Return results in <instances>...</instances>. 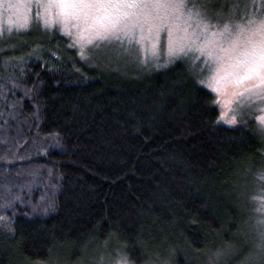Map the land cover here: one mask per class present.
<instances>
[{
	"label": "trees",
	"instance_id": "16d2710c",
	"mask_svg": "<svg viewBox=\"0 0 264 264\" xmlns=\"http://www.w3.org/2000/svg\"><path fill=\"white\" fill-rule=\"evenodd\" d=\"M192 1L234 23L264 0ZM70 44L37 23L0 39V264H264L263 129L220 123L185 56Z\"/></svg>",
	"mask_w": 264,
	"mask_h": 264
},
{
	"label": "snow or ice",
	"instance_id": "6c2138e0",
	"mask_svg": "<svg viewBox=\"0 0 264 264\" xmlns=\"http://www.w3.org/2000/svg\"><path fill=\"white\" fill-rule=\"evenodd\" d=\"M28 11L35 3L45 13L57 9L58 17L67 19L92 20L96 24L95 38L104 41L111 38L123 45L139 44L141 47L151 41L152 50L162 45L163 32L167 30V44L170 56L179 58L198 50L211 57L217 64L216 73H223L230 82L243 88L239 95L257 92L264 96V20H248L247 24L236 25L234 38L229 47L220 48L219 52L203 47L194 49L198 43L192 39V21L200 23L202 12L197 6L187 11V0H19ZM187 18L185 19V12ZM39 18L40 13H36ZM183 28H180V23ZM47 23V21H46ZM209 25L204 24V31ZM181 30L184 36L175 39L174 31ZM231 24H224L220 35L232 34ZM139 34V35H138ZM215 35V33L213 34ZM92 41L89 40V43ZM70 44L69 47H74ZM202 57H197L200 59ZM264 259V252H262Z\"/></svg>",
	"mask_w": 264,
	"mask_h": 264
},
{
	"label": "rangeland",
	"instance_id": "374dc122",
	"mask_svg": "<svg viewBox=\"0 0 264 264\" xmlns=\"http://www.w3.org/2000/svg\"><path fill=\"white\" fill-rule=\"evenodd\" d=\"M261 4L263 7L260 8V16H254L250 18L251 20H264V1ZM187 5V11H193L194 5L199 8L192 0H187ZM27 7L25 4L20 3L19 0H0V39L3 36L10 35L11 32L24 31L32 23H37L43 28L55 29L61 35L67 37L83 58H88L94 63L100 59L109 63L110 61L115 62L121 59L131 60L132 62L137 61L141 66L155 68L176 59L175 56H170L168 52L167 30L163 32L164 40L162 45H158L156 50L153 51L151 41L146 42L141 47L139 44H129L127 40L122 45L120 41L112 40L111 38L104 41L95 38L97 26L92 20L72 17L64 19L57 16V9H53L50 13H45L35 3L30 5L31 11H28ZM238 9L240 8L231 12H236ZM199 10L202 12L200 23L197 24L195 20L192 21V39L194 41L198 39V43L194 44V49L203 47L206 50L219 52L220 48L229 47V42L235 35L236 25L247 24L248 22V20L241 19L235 20L234 23L230 21L214 23L205 17L201 8ZM187 11L185 12V19L187 18ZM37 12L40 13L39 18L36 15ZM204 24L209 25L207 31L203 30ZM224 24H231L234 29L232 34L225 33L223 36L220 35ZM183 26L181 22L180 28H183ZM214 33L215 35H213ZM183 36V31L179 29L174 31L175 39L180 40ZM89 40L92 42L89 43ZM181 56L190 59L199 75H201V85L214 96L219 110L220 123L233 127L240 121L250 119L254 121L259 130L263 129L264 131V96L257 94L255 91L245 93L242 96L239 95L243 88L230 82L226 77L221 78L223 73L217 75L215 60L206 55L202 56V53L198 50L179 57ZM197 57L202 58L197 59ZM114 256L116 257H108V259L100 256L97 259H90L86 264H129L124 258H121L119 252L114 253Z\"/></svg>",
	"mask_w": 264,
	"mask_h": 264
}]
</instances>
